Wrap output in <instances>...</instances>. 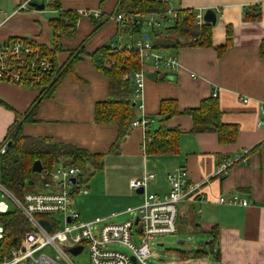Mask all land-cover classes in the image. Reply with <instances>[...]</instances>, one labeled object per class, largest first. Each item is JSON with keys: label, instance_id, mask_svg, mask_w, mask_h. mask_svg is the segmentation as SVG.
<instances>
[{"label": "crops", "instance_id": "obj_1", "mask_svg": "<svg viewBox=\"0 0 264 264\" xmlns=\"http://www.w3.org/2000/svg\"><path fill=\"white\" fill-rule=\"evenodd\" d=\"M164 1L171 11H215L217 22L212 29V45L170 51L159 49L165 56H177L181 66L173 73L164 69L151 70L153 61L147 62L144 69L150 71L148 75L156 73L157 80L148 78L146 81L143 110L138 109V101L134 100L131 74L135 119L149 117L152 121L149 133L153 136L160 126L162 101L175 100L184 112L198 108L203 100L216 93L222 122L239 127L234 144H221L215 133L192 134V118L181 114L167 123L182 132L176 153L147 154L144 149L146 132L133 127L127 138L114 149L118 128L95 120L97 105L109 99V83L96 70L91 56L112 42L124 46L145 35L153 43L156 32L166 29L141 28L139 33H133L113 21H106L116 13L118 0H59L65 11H99L103 16L99 23L80 17L72 35L54 33L50 20L58 17L56 11H52L54 17L45 16L43 11L21 8L22 0H0V44L16 36L32 38L50 50H56L55 63L60 69L66 66L74 52L77 51L80 58L66 73L53 98L41 102L36 122L24 125V134L102 156L100 171H106L109 192L118 205L109 217L128 214L129 209L141 206L145 194L166 195L169 192L168 173L186 168L190 183L197 190L194 196L179 204L177 233H198L204 239L194 242L188 237L179 241L183 250H162L158 248L164 243H159L161 237H158L155 241L158 248L153 249L152 256L155 262L264 264V125L258 126L259 121L264 122L261 109H264V0ZM42 2L47 5L48 0L39 1ZM17 9L28 10L17 12ZM222 47L225 49L220 52ZM38 96L40 91L37 89L0 81V99L12 108L0 106V145L14 124L16 114L26 113ZM242 98L249 101L243 103ZM244 151H249L246 163L234 165L227 175L218 174L221 163L241 156ZM145 173L155 176L146 191L140 194L130 189V181ZM84 178L89 184L91 179ZM90 194L91 190L84 196ZM234 194L247 201L249 206L219 203L220 197ZM197 251L204 254L196 258L191 256Z\"/></svg>", "mask_w": 264, "mask_h": 264}, {"label": "built area", "instance_id": "obj_2", "mask_svg": "<svg viewBox=\"0 0 264 264\" xmlns=\"http://www.w3.org/2000/svg\"><path fill=\"white\" fill-rule=\"evenodd\" d=\"M32 1L34 0H26L21 8L30 7L29 3ZM21 10L28 9H17V12ZM77 13L82 18L102 20L103 17L99 11L81 10ZM204 14L199 11L196 15V25L199 27L206 23ZM178 16L177 11L171 10L161 15L134 17L114 13L107 17L106 21H113L128 31L136 28L163 30L167 28L168 23H174ZM34 43L36 42L32 38L16 36L0 44V81L39 91L49 87L55 77L56 66ZM111 47L112 52L134 50L139 54L142 69L131 76L134 100L136 103L138 101L139 110L144 109L142 97L150 72L144 69L147 62L153 61L151 70L164 69L173 73L178 72L181 66L177 56H165L163 50L155 49L153 43L144 37L124 46L119 42L113 43ZM213 97L218 95L214 93ZM241 100L243 103L249 101L246 98ZM151 123L149 117L141 116L131 124V127L141 128L146 132L144 149L145 142L151 139L148 136ZM263 125V121L258 122V126ZM7 148V143L0 146V157L6 153ZM248 154L249 151H244L241 156L226 159L219 166L218 174L227 175L234 165L246 163ZM42 174L47 179L42 191L26 193L22 198L15 196L0 182V196L3 199L0 200V264H75L72 258H79L84 251L89 255L88 264H151L152 248L156 239L177 234L179 204L194 196L197 190V187L190 183L187 169L178 168L168 173L169 192L164 196L145 194L141 206L127 211L132 216L131 220L122 224H106L107 220L84 223L74 208V197L89 193L88 181H84V169L58 163ZM73 179L75 183L72 182ZM154 179L153 174L145 173L130 181V189H143L145 192ZM219 203L249 206V203L237 194L222 196ZM11 206L30 226L19 246L6 244V229L1 222L2 216L11 212ZM42 221L50 224V231L42 225ZM102 223L105 224L98 227ZM116 245L126 251L116 249ZM81 246L83 250L79 255L73 256L70 253L72 249Z\"/></svg>", "mask_w": 264, "mask_h": 264}, {"label": "trees", "instance_id": "obj_3", "mask_svg": "<svg viewBox=\"0 0 264 264\" xmlns=\"http://www.w3.org/2000/svg\"><path fill=\"white\" fill-rule=\"evenodd\" d=\"M25 2L26 0H22ZM58 13V17L50 20L54 33L70 34L75 31L80 16L77 12L65 11L61 8L59 0H52L47 5ZM169 6L162 0H118L116 14L126 17L161 15L167 13ZM178 19L172 26L163 31L156 32L153 45L155 49L178 50L183 47L212 45L213 25L204 23L196 25L197 12L192 9L178 11ZM95 22H102L100 19ZM93 20V21H94ZM99 29V28H98ZM96 29V31L98 30ZM128 30V29H127ZM69 31V32H68ZM139 33L140 29L132 30ZM230 33V30H229ZM57 40V37H55ZM195 41V42H194ZM231 39L229 37L228 44ZM115 43V42H112ZM112 43L100 48L91 56V61L98 72L108 79L109 99L100 102L95 111V120L100 124H114L118 128V137L114 149L127 138L131 129V123L135 119V107L132 99V82L130 75L142 69L139 54L136 51L112 52ZM52 59L55 66L56 50L39 43H34ZM57 48V46H56ZM225 47L220 49L223 51ZM78 52H74L65 67L55 68V77L46 89L40 91V96L24 114H16V120L8 130L4 142L9 144L2 160V184L15 196L22 198L26 193L42 191L40 183L47 179H40L42 174L33 172L36 161H40L43 171L54 168L62 159L69 166H79L85 171L87 180L103 167V157L90 154L77 147L53 143L47 138H34L24 134V125L35 123L41 102L53 98L55 92L63 82L64 76L71 71L76 60H80ZM77 55V56H76ZM0 106L12 110L0 99ZM186 114L193 120L192 134L215 133L221 144H234L238 138L239 127L222 122V111L218 97H210L201 102L200 106L181 112L175 100L161 102L159 115V129L145 142L147 154H173L179 149V139L182 135L180 129L171 128L167 123L175 116ZM0 145V146H1ZM93 160H96L94 162ZM1 222L6 229V244L19 246L25 232L30 230L27 220L17 211L3 215ZM204 252H194V258L202 256Z\"/></svg>", "mask_w": 264, "mask_h": 264}, {"label": "rangeland", "instance_id": "obj_4", "mask_svg": "<svg viewBox=\"0 0 264 264\" xmlns=\"http://www.w3.org/2000/svg\"><path fill=\"white\" fill-rule=\"evenodd\" d=\"M34 1H42V0H34ZM45 16H51L54 17L52 13V9L50 7H46V9L43 11ZM64 161V160H62ZM96 162V160H93ZM44 175L42 174L40 176V179L43 181ZM90 183L88 184L89 191L91 190V194L89 196H76L74 197V208L78 211L80 218L82 222L84 223H90V222H96L101 220H107L106 224H122L126 221L131 220L132 216L129 214H125L122 216H115L112 215L109 217L111 212L117 210V203H114L112 198L113 195L111 192H109L108 185H107V174L106 171H97L91 178ZM0 182H2V160L0 157ZM44 181L40 183V185L43 187ZM0 200L1 196H0ZM11 211H13V207L11 206ZM57 218V217H56ZM102 223L98 225V227H102ZM178 224V223H177ZM136 229V227H135ZM188 237H192L194 242L201 241L204 239L203 235H200L198 233H187V234H181L177 233L174 235H168L164 236L158 239L159 243H164V246L161 248H158L154 246L152 249H162V250H169V249H181L182 245L179 244V241L185 240ZM156 245V244H155ZM116 249H120L123 251H126L125 249L121 248L120 246H114ZM156 247V248H155ZM72 260L75 262V264H88L89 262V255L87 251H84L79 258H72ZM151 264H160L155 262L152 258H150Z\"/></svg>", "mask_w": 264, "mask_h": 264}, {"label": "water", "instance_id": "obj_5", "mask_svg": "<svg viewBox=\"0 0 264 264\" xmlns=\"http://www.w3.org/2000/svg\"><path fill=\"white\" fill-rule=\"evenodd\" d=\"M29 6L33 9H36L38 11H44L45 10V7H46V4L45 3H39L37 1H32L29 3ZM204 21L207 23V24H211V25H216V22H217V14L215 11L213 10H207L204 14ZM145 39H148L147 36L145 35L144 36ZM148 78L152 81H156L157 80V74L156 73H151L148 75ZM134 106V105H133ZM11 143L8 144V146H10ZM60 163H64L62 160L60 161ZM33 172L36 173V174H42L43 172V166H42V163L40 161H36L34 163V166H33ZM73 183H75V179L72 180ZM144 190L143 189H140L137 191V193H143ZM138 223V222H136ZM42 225L48 230L50 231V224L47 222V221H42ZM83 250V247H77L75 249H72L70 251V253L73 255V256H77L79 255ZM135 260V259H133Z\"/></svg>", "mask_w": 264, "mask_h": 264}]
</instances>
